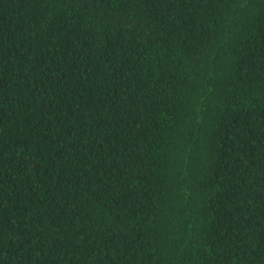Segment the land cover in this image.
Listing matches in <instances>:
<instances>
[{
  "label": "trees",
  "instance_id": "16d2710c",
  "mask_svg": "<svg viewBox=\"0 0 264 264\" xmlns=\"http://www.w3.org/2000/svg\"><path fill=\"white\" fill-rule=\"evenodd\" d=\"M0 264H264V0H0Z\"/></svg>",
  "mask_w": 264,
  "mask_h": 264
},
{
  "label": "snow or ice",
  "instance_id": "6c2138e0",
  "mask_svg": "<svg viewBox=\"0 0 264 264\" xmlns=\"http://www.w3.org/2000/svg\"><path fill=\"white\" fill-rule=\"evenodd\" d=\"M97 2H98V0H91V3H93V4H95V3H97ZM99 2L102 3L103 0H99Z\"/></svg>",
  "mask_w": 264,
  "mask_h": 264
}]
</instances>
